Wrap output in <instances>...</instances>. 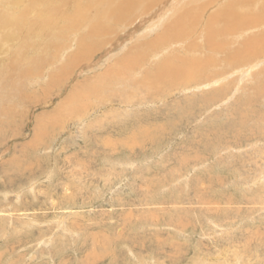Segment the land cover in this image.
<instances>
[{
    "label": "rangeland",
    "instance_id": "374dc122",
    "mask_svg": "<svg viewBox=\"0 0 264 264\" xmlns=\"http://www.w3.org/2000/svg\"><path fill=\"white\" fill-rule=\"evenodd\" d=\"M230 1L140 0L127 18L128 0L5 1L0 264H264V49L236 56L264 35V0L210 41ZM190 8L198 24L169 34ZM213 56L195 80L147 82Z\"/></svg>",
    "mask_w": 264,
    "mask_h": 264
},
{
    "label": "bare ground",
    "instance_id": "6f19581e",
    "mask_svg": "<svg viewBox=\"0 0 264 264\" xmlns=\"http://www.w3.org/2000/svg\"><path fill=\"white\" fill-rule=\"evenodd\" d=\"M5 1H7V0H0V7H2V9H3L1 11H6V7L8 5H6ZM34 1L35 0H31V1L23 0V2H26L28 4V6H27L28 11L32 12L33 14L36 11ZM255 1L257 2V0H255ZM230 2L233 3L230 6H238L239 9L238 8H232V9L228 8V10L225 9L222 13L217 14L214 17V19H212V21L207 25V28L209 30L207 31V35H206L207 39H209L210 41H214V39L216 37H220L221 35L229 32L230 30H232L237 25H239V28L243 27L247 23V18H245V16H248L250 13L247 11H243L242 9H244V8L253 9L252 6L255 5V3L251 0H249V1H247V0H233ZM139 3H140V0H137V1L136 0H128V2L125 4L124 7H121V6L118 7V9H117L118 15L117 16H119L120 18H127L129 16V14L133 11V9L137 5H139ZM200 7H202V6H200ZM239 11H241V12H239ZM181 15L182 16L177 20L175 25L169 30V32H168L169 34H175L176 36H180V35L184 34L185 32H187L191 28L192 25L198 24V21H199L198 17L200 15L199 8L185 9L181 13ZM0 21H2L4 23V21L2 20V17H0ZM92 35H94L93 29H91L85 35V37L90 39V36H92ZM0 39L3 40V36ZM219 46L220 45L217 44L213 47L220 49ZM263 49H264V35H262L261 37L249 38L247 40H244V48H242V50L239 51V53H237L236 56H239V58H242L243 56H253L257 53L261 54ZM84 51H85V48H81L76 52V55L79 58H81ZM213 53H216V52H213ZM218 54H220V53H218ZM155 55L156 54H154L152 56L154 57ZM141 56H142V53H138V54L134 53L132 55V58L135 57L134 58L136 60L135 65L137 67L140 66V63H138V59H140ZM213 58H215V57L213 56L212 58H209L207 60L188 59V58H170L169 60H166V61L164 60L163 62L158 64L157 69H155V71L147 79V82L152 86H154V85L157 86V84H162V83H167V82H177V81L189 82L191 80H195V79H197L199 71L209 69L211 67L215 68L216 66L221 64L220 61H218L221 59L215 58L216 60L214 61V60H212ZM84 62L85 61H81V60L76 61V59H73L71 67L76 68V67L80 66L81 64H84ZM218 62H219V64L217 65ZM229 64H231V63H229ZM246 66L247 65L241 66V68L242 67L244 68ZM247 70H248V68H247ZM60 72L63 73L62 70ZM220 78H215L214 81L207 82V83L209 84L212 82H216L218 80H221ZM199 85H201V84L199 83V84L186 85V86L180 87V89L189 90L193 86L196 87ZM75 96L77 98H79L81 96V93L78 92L75 94ZM211 101H213V100H211ZM51 121H53V115L51 116Z\"/></svg>",
    "mask_w": 264,
    "mask_h": 264
}]
</instances>
